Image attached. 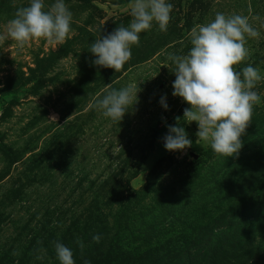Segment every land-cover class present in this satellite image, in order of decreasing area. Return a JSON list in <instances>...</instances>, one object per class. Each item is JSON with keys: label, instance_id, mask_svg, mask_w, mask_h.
Listing matches in <instances>:
<instances>
[{"label": "rangeland", "instance_id": "rangeland-1", "mask_svg": "<svg viewBox=\"0 0 264 264\" xmlns=\"http://www.w3.org/2000/svg\"><path fill=\"white\" fill-rule=\"evenodd\" d=\"M29 2L0 0V32ZM53 2L45 0L46 6ZM167 2L173 5L167 31L154 23L141 33L139 46H131V59L119 72L94 65L96 57L89 46L100 35L128 26L132 0H65L72 13L65 43L40 39L23 47L12 40L0 45V258L16 257L31 236L36 241L51 240L49 250L39 247L34 264H60L57 241L72 250L75 264H92L95 259L110 262L111 256L105 255L108 241L117 238L118 244H124L116 235V225L112 226L117 212L122 211L130 225L137 224L143 217L149 219V209L171 192L185 203L180 222L170 224L166 219L158 224L157 237L136 242V253L130 257L133 264H144L138 258L150 247L160 254L177 247L182 230L192 231L188 240L204 245L211 233L225 227L231 211L238 214L237 204L222 200L225 192L215 190L200 200L195 192L201 188L194 189L204 180L195 173L200 167L201 174L210 168L219 172L224 179L205 183L204 189L221 191L228 175L236 171L234 164L264 154V79L254 89L261 102L254 105L252 123L241 137L243 146L238 156L225 158L210 144H197V123L182 118L190 106L172 96L175 65L167 54L186 55L192 47L191 29L212 21L216 13L239 14L249 18L260 36L246 38L249 57L234 68L241 71L251 65L264 77V0ZM129 84L140 88L138 103L119 124L92 106L106 90ZM162 96L167 110L159 103ZM53 116L56 121L50 119ZM176 117L181 119L176 122ZM176 123L185 128L192 146L170 152L163 137L168 126ZM3 144L15 158L1 150ZM251 185L244 190L243 205L249 215L264 220L259 213H264V185L256 177ZM101 216L108 218V224L93 225ZM241 231L238 225L234 234L241 239V256L225 264H264V228L247 240ZM97 234L99 243L93 241ZM173 254L170 251L171 258L163 262L174 261Z\"/></svg>", "mask_w": 264, "mask_h": 264}, {"label": "clouds", "instance_id": "clouds-1", "mask_svg": "<svg viewBox=\"0 0 264 264\" xmlns=\"http://www.w3.org/2000/svg\"><path fill=\"white\" fill-rule=\"evenodd\" d=\"M129 8L132 19L128 26H118L90 44L89 52L96 57L92 61L94 65L119 72L131 59V46H139L141 33L150 30L154 23L159 30L167 31L173 10L167 0H132ZM71 21L72 13L65 0H54L47 6L45 0H30L28 6L17 9L14 18L0 32V45L12 40L23 47L40 39L63 44L69 38ZM189 35L192 47L186 55L167 54V59L175 65L172 96L182 98L190 106L183 110L182 118L186 123H197V144L208 143L216 154L225 158L238 156L243 146L241 137L252 123L254 105L261 102L254 89L264 77L251 65L241 71L234 66L249 57L246 38H258L260 32L246 16L218 12L212 21L192 28ZM139 91L138 84L106 90L92 106L119 124L138 103ZM159 103L168 109L165 96ZM175 119L178 122L181 117ZM163 140L165 150L170 152L192 146L185 128L178 123L168 126ZM100 240V235L93 236L94 242ZM77 243L83 249L82 241ZM55 251L60 264H75L72 250L63 243L55 242Z\"/></svg>", "mask_w": 264, "mask_h": 264}, {"label": "trees", "instance_id": "trees-1", "mask_svg": "<svg viewBox=\"0 0 264 264\" xmlns=\"http://www.w3.org/2000/svg\"><path fill=\"white\" fill-rule=\"evenodd\" d=\"M1 150L10 155L11 158H15L11 155L12 151L4 144L1 147ZM243 156H245V154H243L242 157ZM253 156L256 159H253L252 161L247 158H244L245 160L243 163L241 160H237L238 162L234 164L236 171H232V176L228 175L225 188L221 191L219 190V187L204 189L205 183H211L212 181L219 182L224 179L218 174L219 172L215 173L214 171H211L210 168L204 174H201L200 171H202V168L200 167L195 173L196 175L201 176L204 180V182L202 181L203 184H201V187L199 183V186L194 189L197 190L201 188V191L198 190V193L195 192L200 200L216 190V193L219 192V194L225 192L226 196H224L222 200H226L229 205L237 204L238 214L231 211V214H229L225 222L224 228L216 233H211L209 237H207L208 240L204 245L197 243V240H188V238H190L189 234L192 231L187 232L182 230L180 236L177 238V247L174 246L173 249H167L164 254H160L154 247H150L143 250L141 253L142 257L138 259H141L144 264H225L226 262L237 260V257L241 256V254H239V241L241 239L238 238L239 235L234 238V236H236L234 234H238V225L243 229L241 232H246L245 240L250 237L249 234L261 231V229L264 228V220L257 214L255 216L249 215L243 205V202L246 201V199H244V196L246 195L244 190L249 189L252 186L251 184L254 177L260 180L262 186L264 185V154ZM175 194V192H171V194L165 196L161 202H156V205L149 209L151 214L149 215V219L144 220L145 218L143 217L137 224L130 225L126 218L125 220L122 218L125 216L122 211H118L117 218L113 219L112 226L114 224L116 225L114 227L115 232L118 230L116 235L120 236L124 244H118L119 240H116L117 238L108 241V248L105 255L106 257L111 256V261L105 262L104 264H117L119 261L121 262L120 264H125L124 262L133 264L134 262L130 261V257L132 259L133 255L136 253V247L134 246L136 242L144 239L148 240L147 236L150 235L153 238L157 237L158 232L161 231L157 228L158 224L163 223L166 219H169L170 224L180 222L181 214L184 212L185 203L183 199H177ZM202 203L203 202H200V205ZM259 213L264 215L262 212ZM98 220L99 221L93 223V225L99 226L97 223H100L101 226H104L107 225L109 221L106 216H101ZM140 228L142 229L140 230ZM221 236L224 237L222 241L223 244L220 243ZM35 241L36 239L31 238L30 236V238L21 246V250L17 251L16 257H11L5 254L0 258V264L36 263L38 261L37 255L39 254V247L49 250L51 240L42 237L40 241ZM123 246L125 247L124 249ZM137 246L141 248V246ZM170 251L174 252L172 260L176 259L172 262L168 261V263H164V259L168 260L171 258L169 255ZM92 264H102V262L95 259Z\"/></svg>", "mask_w": 264, "mask_h": 264}]
</instances>
